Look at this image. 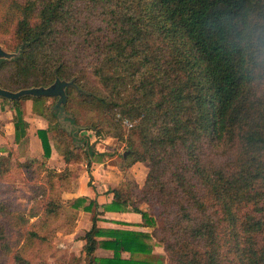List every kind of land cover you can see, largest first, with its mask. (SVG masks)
Here are the masks:
<instances>
[{
    "label": "trees",
    "instance_id": "1",
    "mask_svg": "<svg viewBox=\"0 0 264 264\" xmlns=\"http://www.w3.org/2000/svg\"><path fill=\"white\" fill-rule=\"evenodd\" d=\"M0 15L14 42V56L0 59L4 90L71 83L60 107L59 98L10 101L15 143L27 147L21 103L43 105L48 128L37 136L47 174L36 225L30 220L39 212L27 216L0 201V261L32 264L24 255L47 238L41 233L51 223L71 215L70 234L86 211L93 225L85 259L72 264H264V0H0ZM83 132L125 143L120 170L144 164L143 186L126 179L107 205L64 201L86 171L83 162L96 155L78 137ZM227 147L236 153L224 164L208 158ZM54 151L61 171L46 165ZM39 160L29 157L27 167ZM9 162L0 159V177ZM107 212L140 214L150 231L104 232L98 224ZM13 220L19 236L11 253L5 224ZM156 245L167 261L134 258L152 255ZM98 248L113 257L95 256Z\"/></svg>",
    "mask_w": 264,
    "mask_h": 264
},
{
    "label": "rangeland",
    "instance_id": "2",
    "mask_svg": "<svg viewBox=\"0 0 264 264\" xmlns=\"http://www.w3.org/2000/svg\"><path fill=\"white\" fill-rule=\"evenodd\" d=\"M16 1L21 2L24 0ZM85 15L88 16L87 14ZM90 17H92V25H101V20H98L97 18L95 19L93 16ZM3 22L4 19L0 15V47H2L9 53H12L13 51L9 49V46L14 45L12 32L9 31V26L4 25ZM51 103H53L52 99L46 102V104ZM21 107L24 111L25 118H27L30 122L29 147H27L25 142L21 145L15 143L14 121L16 120V113L13 104L8 100L0 99V159L3 157H9L11 161L9 162V165H5L2 167V169L5 170V175L0 177V201L5 202L8 207H11L14 210L17 209L18 211L25 213V215L27 216H29L34 211L39 212V217L30 220V225H36L37 222H39L42 218L44 206V198H42V194L38 193L37 191L38 187L44 186L47 174V171H44V168H42L41 165L43 161V151L41 141L37 136V131L40 127V124L37 121H39L41 118L39 112L42 109L43 105H36L32 101H23L21 103ZM78 137L87 138L89 140V145L92 147V152L94 151L96 153L95 157H92L91 160L87 158L83 162L84 167H86V170L88 172L91 173L93 171V167H96V164L98 162L105 161V163H107L109 161L108 165L113 167H108L110 169V172H112L110 176L112 177L111 179L106 178L104 180H101L102 176H107V174L101 173V170L97 173V177L100 176V178L95 179L94 176H89V180L87 181H89L88 185L91 188H96L95 184H93L94 182H96L100 186H105L103 187L104 189H106V187H109V190H111L112 188H114L112 186H117V184L120 186L128 178L135 179V181H137V183L139 184V187L143 186L148 174V169L144 164L138 163L136 164V168H134V165L127 171L120 170L122 155L126 151L125 143L109 136L97 137L92 132L79 133ZM209 153L210 152H208L207 154L210 160L214 161L217 164H224L227 159H230L235 155L236 148L227 147L219 149L217 152H214L212 154ZM29 157H36L40 160L38 161V163L29 166L28 168L27 166ZM111 159L112 161H110ZM20 163H23L25 167L20 168ZM46 165L48 169L55 170L63 169L65 167L61 159L55 155L51 156ZM106 166L101 169L106 170ZM118 172H122L124 178H114L113 174L116 173V175H118ZM108 183H112V186L108 185ZM74 184L76 186V180L74 181ZM65 194L66 192L62 196L64 201L69 199V196H65ZM140 207L143 210L150 211V207L147 204H141ZM160 212L161 209L157 208L153 211V214H155L157 218H160ZM68 217H71V215L64 216V218L51 223L49 228L41 233V235L43 234L47 238H44V240H37L33 244V248L31 250H27V255L24 256L28 257L31 260L32 264H72V255H74L75 250H79V248H71L70 250L65 252V254L60 252L61 250L63 251L65 247V241L63 240L64 238L62 234L66 235L65 233L72 228V222L68 223ZM108 222L110 223L109 220H107V223ZM130 226L135 227L136 225L133 224ZM14 227V220L8 221V223L5 224V232L9 240L13 244V250L11 253H14L16 251L15 242L17 243V237L19 236V229ZM27 229L28 228H26V230ZM106 230V232L109 231V229ZM72 250L74 251L71 252ZM155 251V255H147L140 258H145L147 260L155 262L167 261V256L164 249H160L159 247H157ZM0 264H12V260L10 258L5 261H0Z\"/></svg>",
    "mask_w": 264,
    "mask_h": 264
},
{
    "label": "crops",
    "instance_id": "3",
    "mask_svg": "<svg viewBox=\"0 0 264 264\" xmlns=\"http://www.w3.org/2000/svg\"><path fill=\"white\" fill-rule=\"evenodd\" d=\"M26 120L29 122V120L26 118ZM40 124V127L38 130H45L48 128V122L43 119L42 117L40 118L39 121H37ZM30 124V122H29ZM53 155L59 157L61 159V161L64 163L63 159L54 151ZM112 161V159L110 160ZM109 162V161H108ZM108 162L105 163V161L103 162H98L96 165V167H93V171L90 173L87 170L80 176V178H78L76 180V186L74 187L73 191L71 192H67L65 194V196H69L66 200L70 201L73 199H77L80 197H85L88 199H91L93 201H96L99 205H107L110 204L113 200V193L112 190L115 189V187L117 188L119 185L117 184L112 186V183H108V185H111L112 188L111 190H109V187H106V189H104L103 187L105 186H100L99 184H97L96 182H94L93 184H95L96 188H91L88 185L87 180H89V176H94V178H100V176L97 177V173L101 170V173L103 174H107V176H102L101 180H104L106 178L111 179V173L109 168H113L112 166L108 165ZM107 165V166H106ZM65 166V164H64ZM104 166H106V170L101 169ZM109 167V168H108ZM86 169V167H84ZM134 168H136V165L134 166ZM95 169V170H94ZM62 169H59L58 171H61ZM114 178H124L123 177V173L122 172H118V175H116V173L113 174ZM147 177V176H146ZM137 182V181H136ZM97 184V185H96ZM139 185V184H138ZM101 221L99 222V227L106 232V229L112 230V229H124V230H130V231H150L149 229L146 228H142V216L140 214L137 213H115V212H107L105 215L101 216ZM107 220L110 221V223H107ZM106 221V223H105ZM136 225L135 227H132L130 225ZM92 214L88 213L86 211H79L77 214V220H76V228L74 229L73 232H71L70 234H66L63 235V240L65 241L64 245V250L60 251L63 254H65V252H67L68 250H70L71 248L76 247L79 248V250H75L74 255H72L73 257L76 258H83L85 259V253L83 252V248L86 244L84 237L86 235L87 232H89L92 229ZM102 238L98 239L101 240ZM63 245V246H64ZM159 247L160 249H163L160 246H155L153 249V253L152 255H155V249ZM74 250H72L71 252H73ZM95 256L99 257V258H112L113 257V251L111 250H106V249H102V248H98L96 250ZM147 255H135L134 258L136 259H143L140 257H144ZM131 257L130 254L128 253H124L123 254V258L125 259H129ZM71 258V257H69ZM145 260V258H144ZM82 264H86L85 262H83Z\"/></svg>",
    "mask_w": 264,
    "mask_h": 264
},
{
    "label": "water",
    "instance_id": "4",
    "mask_svg": "<svg viewBox=\"0 0 264 264\" xmlns=\"http://www.w3.org/2000/svg\"><path fill=\"white\" fill-rule=\"evenodd\" d=\"M14 55L12 53L7 52L2 47H0V59H10ZM71 83H67L66 81H61L60 79L56 80V83L49 88H32L21 90L19 92H10L4 90L0 85V99H5L8 101H19L21 98L26 96L33 97H50V98H59L56 107H60L62 104L67 102V97L65 94V89L69 87Z\"/></svg>",
    "mask_w": 264,
    "mask_h": 264
},
{
    "label": "built area",
    "instance_id": "5",
    "mask_svg": "<svg viewBox=\"0 0 264 264\" xmlns=\"http://www.w3.org/2000/svg\"><path fill=\"white\" fill-rule=\"evenodd\" d=\"M124 125L127 126L128 128L132 127V124L129 121H125Z\"/></svg>",
    "mask_w": 264,
    "mask_h": 264
}]
</instances>
